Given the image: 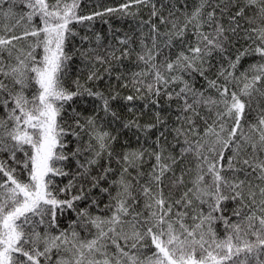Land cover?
Here are the masks:
<instances>
[{
    "label": "snow or ice",
    "instance_id": "obj_1",
    "mask_svg": "<svg viewBox=\"0 0 264 264\" xmlns=\"http://www.w3.org/2000/svg\"><path fill=\"white\" fill-rule=\"evenodd\" d=\"M0 264H264V0H0Z\"/></svg>",
    "mask_w": 264,
    "mask_h": 264
},
{
    "label": "trees",
    "instance_id": "obj_2",
    "mask_svg": "<svg viewBox=\"0 0 264 264\" xmlns=\"http://www.w3.org/2000/svg\"><path fill=\"white\" fill-rule=\"evenodd\" d=\"M106 2H108V3H111V2H112V0H106Z\"/></svg>",
    "mask_w": 264,
    "mask_h": 264
}]
</instances>
